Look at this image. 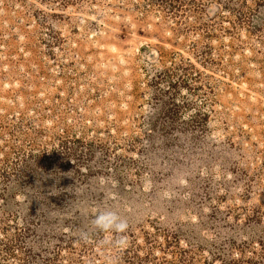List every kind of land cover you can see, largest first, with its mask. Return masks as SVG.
I'll list each match as a JSON object with an SVG mask.
<instances>
[{
    "label": "rangeland",
    "instance_id": "1",
    "mask_svg": "<svg viewBox=\"0 0 264 264\" xmlns=\"http://www.w3.org/2000/svg\"><path fill=\"white\" fill-rule=\"evenodd\" d=\"M0 264H264V0H0Z\"/></svg>",
    "mask_w": 264,
    "mask_h": 264
}]
</instances>
